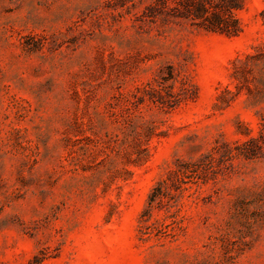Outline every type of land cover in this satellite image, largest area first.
I'll use <instances>...</instances> for the list:
<instances>
[{"label":"rangeland","instance_id":"obj_1","mask_svg":"<svg viewBox=\"0 0 264 264\" xmlns=\"http://www.w3.org/2000/svg\"><path fill=\"white\" fill-rule=\"evenodd\" d=\"M152 1L0 0V264H264V0Z\"/></svg>","mask_w":264,"mask_h":264},{"label":"trees","instance_id":"obj_2","mask_svg":"<svg viewBox=\"0 0 264 264\" xmlns=\"http://www.w3.org/2000/svg\"><path fill=\"white\" fill-rule=\"evenodd\" d=\"M244 5L245 0H153L143 15L152 22L185 21L206 31L233 36L242 31L239 11ZM161 185L153 187L142 216L164 201Z\"/></svg>","mask_w":264,"mask_h":264}]
</instances>
